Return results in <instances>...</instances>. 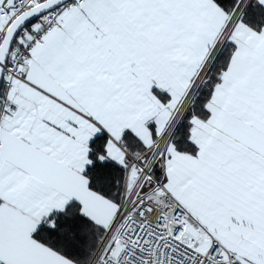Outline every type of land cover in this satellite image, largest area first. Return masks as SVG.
Here are the masks:
<instances>
[{"label": "snow or ice", "instance_id": "snow-or-ice-1", "mask_svg": "<svg viewBox=\"0 0 264 264\" xmlns=\"http://www.w3.org/2000/svg\"><path fill=\"white\" fill-rule=\"evenodd\" d=\"M0 264H264V0H0Z\"/></svg>", "mask_w": 264, "mask_h": 264}]
</instances>
